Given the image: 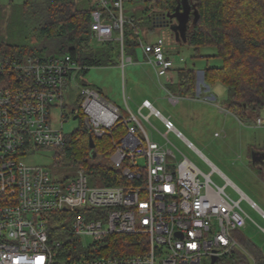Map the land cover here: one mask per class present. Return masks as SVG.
<instances>
[{
    "label": "built area",
    "instance_id": "2783aa9c",
    "mask_svg": "<svg viewBox=\"0 0 264 264\" xmlns=\"http://www.w3.org/2000/svg\"><path fill=\"white\" fill-rule=\"evenodd\" d=\"M94 2L91 40L99 46L117 41L123 68L124 25L131 22L124 13V0ZM139 45L158 79L172 82L180 68L176 62L184 59L175 61L160 37ZM85 68L70 54L0 58V264H204V259L211 264L213 257L216 264L230 254L238 246L232 232L248 219L240 206L244 195L202 154L212 172L238 191L240 199H232L225 185L214 184L210 174L187 157L179 160L166 144L150 139L142 121L149 122L151 115L159 117L167 131L182 134L148 100L132 112L129 97L123 94L125 114L95 89L86 86L80 91L91 133L102 137L110 130L111 164L124 179L120 185L90 186L83 170L59 179L43 166L24 162L22 157L33 148L65 144L62 125L52 127L51 109L62 107L66 85L80 79ZM179 98L171 93L169 100L177 104ZM262 124L257 117L255 125ZM120 129L124 133L116 140L113 132ZM188 145L194 148L191 142ZM138 158H143V165H138ZM250 205L257 207L252 201ZM54 214L66 215L71 237L83 238L74 260L57 259L59 243L50 239L49 226ZM109 235L139 236V254H100Z\"/></svg>",
    "mask_w": 264,
    "mask_h": 264
},
{
    "label": "rangeland",
    "instance_id": "374dc122",
    "mask_svg": "<svg viewBox=\"0 0 264 264\" xmlns=\"http://www.w3.org/2000/svg\"><path fill=\"white\" fill-rule=\"evenodd\" d=\"M24 1L0 0V41L10 43L19 41V37L15 36L17 28L11 27L9 20L12 22V6H17ZM234 1L237 0H227L228 4L231 2L232 5ZM154 2L124 0L125 16L127 19L131 17L135 19V31H137L139 43L140 41L154 43L159 37L163 38L165 49L171 51L173 59L175 61H178L180 57L184 59L183 63L176 62V64L179 67H190L195 70V97L192 99L186 96L181 97L177 104H172L169 100L171 87L163 77L158 79L141 46H137L135 51L132 47L134 52L130 54L132 55L130 56L131 61L127 60L128 55L124 53L123 68L121 58H119L115 65L89 68L80 79L66 85L62 107L51 109L52 127L60 128L62 125L65 144L59 148H33L22 158L29 165L43 166L52 176L59 179L74 177L82 170L88 173V165L85 166L82 161L112 167L113 145L112 138L108 135L109 129L105 130L104 138L92 135L96 142L94 157L88 146L83 156L79 154V156L67 157L65 154L66 148L74 144V148H80L82 135L89 131L83 114V98L80 91L86 86L102 89L100 94L124 110L125 114L127 111H125L123 94L129 97L128 107L132 112H137L146 97L154 108L159 110L162 116L170 119L176 130L182 134L180 137L174 131H167L163 121L151 115L149 122L142 121L150 139L163 145L166 144V147L176 153L179 160L187 157L201 172L210 174L214 184L223 187L226 181L217 172H212V166H214L244 195L240 206L248 215V219L243 228L232 232L238 246L231 254L237 257L239 253H242L248 257L249 264H255L249 251L261 250L264 258V218L260 212H264V176L258 173V170L250 163V154L253 149L264 146V110L257 116L262 119L261 126H256L255 121L251 124H243L232 114L227 113L224 104L227 98L226 87L220 81L213 85L207 84L202 76L206 67L221 66L222 62L216 56V49L213 46H205L199 48L197 53L192 46L176 42L169 28L163 26L151 28L144 15L153 10ZM252 5L258 12L264 10V0L254 2ZM238 6L245 8L242 2H236L235 7ZM260 15L264 18L263 12ZM90 43L93 47L99 46L94 38ZM174 79H176L175 76ZM203 96H207L209 100H204ZM73 112L75 115H72ZM143 113L147 114L148 110L144 109ZM76 115L77 118L73 119ZM215 131L220 134L218 137L214 136ZM123 133V129L113 132L116 140ZM139 134L142 132L140 131ZM188 142H191L194 148L189 146ZM201 154L212 166L204 160ZM138 165H143V158H138ZM89 185L95 186L99 183L95 178L89 177ZM224 190L232 199H240V193L231 185H225ZM250 201L254 202L257 207H251ZM70 244L78 253L82 249L83 238L73 236ZM232 260L233 257H228L223 263L218 261L216 264H231ZM204 264H210V261L204 259Z\"/></svg>",
    "mask_w": 264,
    "mask_h": 264
},
{
    "label": "trees",
    "instance_id": "16d2710c",
    "mask_svg": "<svg viewBox=\"0 0 264 264\" xmlns=\"http://www.w3.org/2000/svg\"><path fill=\"white\" fill-rule=\"evenodd\" d=\"M258 1L262 0H237L232 5L227 0H189L194 6L192 10L197 12V18L194 21L195 15L191 13L185 44L195 48L197 53L199 48L205 46L216 49L221 66L206 67L203 71L204 82L213 85L220 81L226 87L225 108L243 124L253 123L264 110V18L260 15L264 10L258 12L252 5ZM236 2L244 3L245 8L235 7ZM154 3L153 10L144 15L151 28L159 24L157 15L175 10L177 0H156ZM95 7L94 0H25L12 6V22L9 20V25L17 28L15 36L19 37V41H0V58L28 55L46 58L70 54L87 67L82 70L81 76L91 67L115 65L120 58L117 41H108L99 47H93L90 43L91 12ZM130 19L131 22L124 25V52L128 56H132L130 54L139 46L136 22L133 17ZM168 85L170 92L177 96H195V70L190 67L177 68L175 81ZM95 90L101 93L98 88ZM90 135H93L90 130L82 135L80 148H74L75 144L67 147V157L85 155ZM94 144L96 146L95 140ZM82 162L88 165L89 177L95 178L101 185L115 186L124 182L120 172L113 167ZM258 173L261 174L259 170ZM66 218V215L54 214L49 221L50 239L59 243L57 259L64 262L77 257L70 244V223ZM102 246L100 254L104 255L139 254V236L109 235ZM249 253L255 264H264L259 250L252 249ZM228 257H233L231 264H249L248 257L242 253L237 257L230 253L219 263Z\"/></svg>",
    "mask_w": 264,
    "mask_h": 264
},
{
    "label": "water",
    "instance_id": "95a60500",
    "mask_svg": "<svg viewBox=\"0 0 264 264\" xmlns=\"http://www.w3.org/2000/svg\"><path fill=\"white\" fill-rule=\"evenodd\" d=\"M194 6L190 4L189 0H177V5L175 7V10L173 12H163L157 17H159L160 22L157 27H167L170 29L173 38L178 43H186L187 42V28H188V22L190 20L191 13L195 15V19L197 18V12L196 10H192ZM162 20V21H161ZM83 84H86L83 82ZM77 116H74L73 119H76ZM95 144L93 140V136H89V150L91 155L95 156ZM258 152H251L250 161L252 164L255 163L257 158ZM216 260V257L212 258L211 264H214Z\"/></svg>",
    "mask_w": 264,
    "mask_h": 264
},
{
    "label": "flooded vegetation",
    "instance_id": "af4514ba",
    "mask_svg": "<svg viewBox=\"0 0 264 264\" xmlns=\"http://www.w3.org/2000/svg\"><path fill=\"white\" fill-rule=\"evenodd\" d=\"M159 18V17H158ZM162 21V20H161ZM158 23L160 22L157 21ZM77 116V115H76ZM252 151L258 152L257 158L254 164H252L257 170L261 172L262 175H264V146L259 149H253ZM251 155V154H250ZM251 162V161H250Z\"/></svg>",
    "mask_w": 264,
    "mask_h": 264
},
{
    "label": "crops",
    "instance_id": "0c3cea01",
    "mask_svg": "<svg viewBox=\"0 0 264 264\" xmlns=\"http://www.w3.org/2000/svg\"><path fill=\"white\" fill-rule=\"evenodd\" d=\"M170 52H171V51H170ZM124 53H125V52H124ZM99 67H106V66H99ZM152 67H153V66H152ZM195 73H196V72H195ZM174 76H175V78H176V71H175ZM174 76H173V80H172V82L175 81ZM202 76H203V79H204V72L202 73ZM164 79H165V78H164ZM165 82H166V79H165ZM172 82H170V83H172ZM162 85H163V84H162ZM99 90H100V88H99ZM101 90H102V89H101ZM101 90H100V91H101ZM168 92H169V91H168ZM170 93H172V92H170ZM172 94H173V95H176V94H174V93H172ZM181 97H182V96H181ZM184 97H185V96H184ZM186 97H190V99H192V98H194L195 96H186ZM203 97H205V96H203ZM182 98H183V97H182ZM144 100H148V101H149V99L146 98V97L143 99V101H144ZM143 101H142V102H143ZM142 102H141V103H142ZM140 105H141V104H140ZM230 114H231V113H230ZM232 115H233V114H232ZM233 116H234V115H233ZM234 117H235V116H234ZM235 118H236V117H235ZM237 120H238V119H237ZM215 132H216V131H215ZM259 251L261 252V250H259Z\"/></svg>",
    "mask_w": 264,
    "mask_h": 264
}]
</instances>
